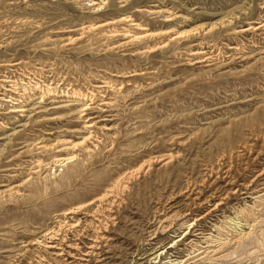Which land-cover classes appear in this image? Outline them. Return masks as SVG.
<instances>
[{
  "label": "rangeland",
  "instance_id": "obj_1",
  "mask_svg": "<svg viewBox=\"0 0 264 264\" xmlns=\"http://www.w3.org/2000/svg\"><path fill=\"white\" fill-rule=\"evenodd\" d=\"M123 17L184 37L127 44L112 35L145 32L115 22ZM261 22L264 0H0V99L15 98L5 91L14 87L27 110L5 115L13 106L0 100V264L43 254L30 245L58 221L78 223L64 240L87 251L84 214L96 207L109 220L88 264L182 261L189 240L215 236L251 205L240 185L263 183H250L264 168V29L251 24ZM207 57V67L194 63ZM63 157L74 159L53 164ZM195 220L183 239L180 224Z\"/></svg>",
  "mask_w": 264,
  "mask_h": 264
},
{
  "label": "bare ground",
  "instance_id": "obj_2",
  "mask_svg": "<svg viewBox=\"0 0 264 264\" xmlns=\"http://www.w3.org/2000/svg\"><path fill=\"white\" fill-rule=\"evenodd\" d=\"M130 17L119 18L115 22L119 23V24L131 23L129 25L131 27H133V30L145 32L146 29L143 27H140V25L135 23L136 21L133 22L132 19H130ZM170 21H171V19L168 18V20H166L165 22H170ZM112 23H114V22H112ZM108 24H110V23H105L102 26H106ZM251 24L256 25V28L254 30L264 29V22L251 23ZM98 27L99 26H97L96 28H98ZM123 27H122V31H119L121 33L116 32L113 35L112 34L111 35L114 37H118V36L123 37L126 40L125 43H127V44L133 43V42H143V41H146V40H149V39H152L155 37H159V36L160 37L161 36L168 37L169 38L168 42L171 43V42H175L176 40H178L179 38H181L183 36L182 32L173 31L174 29L167 30V31H161V32H157V33L145 32L143 34H141V33L140 34H130L133 31L123 30L124 29ZM85 29H88V30L92 29L93 30V27H90V28L86 27ZM247 30H249V29H243L239 32L245 33ZM165 46H166V43H162V44L159 43V44H155L152 46H145L141 53H151L154 50L161 49ZM236 49H234V50H236ZM204 54H205L204 52H192L190 56L196 57V56H200V55H204ZM201 58L196 59L194 61V63L195 64H200V63L205 64L206 67L209 66L207 63L210 62V60H209L210 57H207L205 59H201ZM11 66H13V65H11ZM140 75H142V74H140ZM140 75L134 73L130 76L134 77V76H140ZM130 76H128V77H130ZM125 77H127V76H125ZM2 82L7 83L6 81H2ZM104 87L105 86L95 87L98 90L96 93L97 94L102 93L101 90ZM9 88H10L9 90H5V91L6 92H12V94L15 98L8 97L9 100L0 99L1 102H4V103H10L11 102V105L13 106V107H11V109L7 113H4V114L5 115L6 114L7 115H9V114L20 115L19 117H23V114L26 113L27 110L24 108V106H20L22 104V102L18 98H16L17 95L19 96V94H17L15 92L16 88H14V87L12 89H11V87H9ZM121 89H122V87L118 88V90H121ZM94 96H96V95L91 94V97H94ZM100 97L103 100H105L104 95H100ZM79 101L82 102L83 99L79 98L78 102ZM92 101L93 100H90L89 102H92ZM42 102L43 101H40L39 103H42ZM88 104L90 106V104H92V103H88ZM67 106H69V105H67ZM71 106H73V105H71ZM89 106H86V107H84V109L81 110L80 117L85 116L84 112L91 110V108H89ZM92 120H93V118H88L84 121V123H85L83 125L84 130H91V129L95 128V124L92 123L93 122ZM248 147H250V145H248ZM170 158H171V156L170 157L168 156L166 158L167 161ZM73 159H74V157L55 158V160H53L52 162H53V164H59V163L62 164L64 162H66V163L71 162ZM142 168H143V166H142ZM142 168H140V169H142ZM210 171H211V169H210ZM228 171H229V169H227L226 171L223 172V174L225 175V178H228L227 177L229 174ZM144 173H145V171H144ZM136 175H138V173ZM261 179H262L263 183L260 185V187L252 188V185H250V184L245 185V187L240 185V187H242L243 190L245 191V193H243V195H245L244 199H248L251 202V205H249V206L244 205L242 208L237 210L235 213V218L233 217L234 219H230L231 217L225 219L223 217L225 220L220 222V224H219L220 226L216 227L214 230V231H216V235L214 234L215 236H213L211 234L201 236V234H199V238H198L199 242L198 243H197V241H195L196 239L195 240L193 239L194 241L193 240L188 241L189 243L186 245L187 247L185 248V250L188 251V254L182 261H176V259H171L172 257H165L161 264H264V168H262V170L259 171L253 177V179L250 181V183L254 184V183L258 182V180H261ZM115 185L116 184H114V186ZM226 185L232 186L233 184L231 182H227ZM118 186H119V184H118ZM112 189L113 188L106 190V193H111ZM116 193H117V190H116ZM192 195H193V193H192ZM106 196H107V194L103 195L101 198L95 199V202H99V204H100V201L103 198H105ZM107 203H108V201H107ZM111 203H113V202H111ZM91 204L92 203H89V205H91ZM89 205L81 206L78 208L76 207V210H84V208H86ZM111 205H113V204H111ZM221 205L222 204L220 202H217V204H215L213 207L217 208L218 206H221ZM245 206H246V208H245ZM96 208L97 209H95L93 211H89V212L86 211L84 214V216L89 217L91 219V222L88 223L87 225L89 226V228L92 227L94 229V237L90 240L91 243H90V246L86 248L87 251L81 252L77 248V245H71V244L65 242V240H64L65 238L63 236V233L65 232V229L70 230V229L76 228L78 226V223L73 224V222L70 223V222H65V221H61V222L58 221L57 223H60V224L57 226V228L55 230L49 231L47 234H45L42 237L41 240H35V242L31 243V245H30V246L38 247L40 249L42 248L44 250V253L40 254L39 251H35L36 256H34V258H31L27 261H22L18 264H43V263H45V264H88V258L90 260L91 257H94V258L97 257L98 254L95 253V251L99 250L100 248L98 246L102 243V241L106 240L105 236L103 235V230H106L104 222H108V220H109V215H104V212L109 214L108 209H104V208L99 209L98 207H96ZM109 208H111V207L109 206ZM168 213H170V212L168 211ZM67 215H68V213H65V214H62L60 216L62 218H64ZM160 215H162V214H160ZM172 217H174V215L167 216L164 219V223L171 221ZM186 223L187 222H183L182 224H180L182 228L187 230L183 234V239L185 236L188 235V233L191 232L192 229H194V227H196L197 220H195L189 224H186ZM171 225H173V224H171ZM170 227L172 228V226H170ZM168 230L166 229L165 231L167 232ZM88 238H86V239H88ZM177 242H179V241H177ZM177 242L173 243L169 248H173L177 244ZM73 251H75L76 253H73ZM48 253H50L49 254L50 257L46 256V254H48ZM164 253H166V252H164ZM162 254L163 253L156 255L153 260H158L157 263L159 264L161 261V255ZM51 256H53V257L51 258Z\"/></svg>",
  "mask_w": 264,
  "mask_h": 264
}]
</instances>
